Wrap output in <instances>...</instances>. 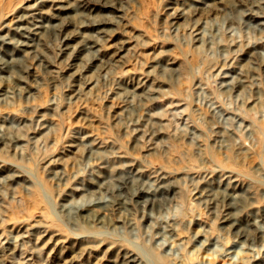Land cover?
I'll list each match as a JSON object with an SVG mask.
<instances>
[{
	"label": "rangeland",
	"instance_id": "obj_1",
	"mask_svg": "<svg viewBox=\"0 0 264 264\" xmlns=\"http://www.w3.org/2000/svg\"><path fill=\"white\" fill-rule=\"evenodd\" d=\"M2 1L0 17L20 11L26 2L12 0L4 8ZM64 2L76 7L75 22L62 27L55 21L59 28L37 40L39 56L22 59L24 68L5 75L8 98L0 101V122L7 121L8 133L5 139L0 136V164L6 169L0 172V236L15 239L19 230L37 223L72 236L59 213L65 197L96 179L100 164L121 168L127 162L119 156H124L147 169L151 178L141 185L151 186L156 171L166 173L170 191L162 207L132 209L131 222L121 230L136 233L128 239L146 248L153 264H264V234L261 240L253 232L255 242H245L223 227L224 206L214 207L198 197V188L224 167L241 173L259 200L257 206H262L258 208H264V0ZM41 9L56 11L51 5ZM179 12L184 14L174 20ZM93 23L106 26L108 34L94 32ZM196 25L204 27V41H195ZM89 38L99 40L94 53L78 58V52L67 48ZM0 50L2 57L5 49ZM172 61L178 64L174 72L167 68ZM224 75L232 89L225 88ZM136 83L143 92L129 91ZM159 85L163 93L149 95L148 89ZM126 106L129 111H123ZM149 116L160 122L152 123ZM154 129L161 136L155 138ZM78 132L105 141L100 155L77 141ZM222 138L228 139L227 149L219 147ZM12 172L41 182L45 198L37 195L32 182L12 184ZM49 207L54 212L49 213ZM257 215L244 212L239 220L245 225L256 217L264 229L263 213ZM32 236L27 243L18 240L17 257L1 253L0 262L23 264L35 242ZM50 256L26 264H55ZM146 259L140 264L151 263Z\"/></svg>",
	"mask_w": 264,
	"mask_h": 264
},
{
	"label": "bare ground",
	"instance_id": "obj_2",
	"mask_svg": "<svg viewBox=\"0 0 264 264\" xmlns=\"http://www.w3.org/2000/svg\"><path fill=\"white\" fill-rule=\"evenodd\" d=\"M5 1L6 3L3 4L4 8L6 4H9L10 2H12V0H9V1L5 0ZM25 1L26 2L25 4L23 3L24 6H22L20 11H15L11 14L7 13L5 14V16L3 14L2 17H0V49L2 50L5 49L4 52L2 53V57H0V101L1 100L4 101L3 99L8 98V91L4 88L5 85H3V83L6 82L5 75L6 74L10 75L12 73H15L18 70V66H21L20 67L21 69L24 68L23 63L21 62L22 59L26 60L27 57L28 58L34 57L36 59V57L39 56L38 55L39 48H38L37 40H39L41 37H43L45 34L49 33L50 31L56 30V27L59 28L58 26L59 21L61 22L62 27L69 26L71 23L75 22L74 21L75 18L73 14L77 13V9L76 7H73L70 4H66L64 0H36L37 3L34 2V4L29 3V0H25ZM45 5L53 6V8L56 11L54 13H52L53 12L52 11L51 12L52 14L43 12L41 7ZM3 10L4 9H0V15ZM183 14H184L183 12H179L176 15V17L173 19L177 20L179 17H182ZM65 19L66 20L68 19V21L65 22ZM55 21H58V23L56 24ZM108 24L109 23H106V25ZM93 26H94L93 27L94 32L96 31V33L101 34V37L102 35L108 34L109 30L106 28V26L104 27L103 25L96 24V23H93ZM203 28L199 27L198 25L195 26V29H194L195 41L201 42L203 40V34H202ZM17 35L19 39L15 40L13 37H16ZM89 40H90L89 42L88 41L82 42L73 47L70 45L69 46L67 45V48L68 49L72 48L73 50L78 52L79 54L78 53L76 54L78 58H80L82 54L86 52L87 53L93 52V50L99 44L98 43L99 40L98 42L91 41V38H89ZM126 50L128 49L126 48ZM97 51L98 50H96V52ZM122 56L124 55H121L120 57ZM110 57H112V54ZM93 58H94V61L98 60L96 59V56ZM176 65L178 64L175 61H172L167 64V68H169L171 72H174L176 70L175 69ZM75 72H78V70L74 71L72 76L76 75ZM223 78H224L223 81L225 82L224 83L225 88L227 89L231 87L233 88L230 78L227 75H224ZM92 83L93 82L89 81L88 82L89 86H92ZM238 83L242 84L243 81L240 79ZM126 90H129V89H126ZM142 90L144 89H142L141 84L138 83L136 86H133L132 89H130L129 91L132 93H139ZM148 90H149V95H156V94L163 93L162 87L160 85L155 88L150 87ZM128 107L129 106H126V108L124 107L123 111H127ZM148 119L154 124H158V122H160L159 119H157V117L154 118L153 116L152 117L149 116L147 120ZM2 120L0 122V136L3 139H5L8 133L6 132L8 130L6 126L7 121H4V120L2 121ZM41 126H43L42 127V131H43V129H45V126L44 125H41ZM153 136L157 138L161 135L159 131L155 130L153 131ZM76 139L81 144L87 143L89 147L88 151H90V153H93L95 155H100V153L103 151V148L105 147V141L97 140L92 135L78 132ZM136 141H137V138H136ZM227 141L228 139H225V138H222L221 140H219V147L223 149L225 148L227 149V146H226ZM155 149H156L155 146H150L149 148V150H155ZM119 158H120V161H123V162L125 161V163L126 162L127 163L124 164L121 168L113 167V165H110V164L106 165V163L100 164L98 167L99 169L96 174V179L92 178L93 181H89L88 184H85L82 187H75L74 189H72V191L69 192V194H67V196L65 197L64 203L60 205L59 213L63 215L64 217L63 220H65V222L70 227L72 236L70 235H69L70 237L63 236L59 231L52 230L51 228L47 227V225L45 226L41 223L40 225H38L37 223V226H32V227L30 226V228L25 227L19 230L18 233H16L17 236L15 235L16 240L12 239L11 236L10 238L8 237L3 238L1 234L0 254L8 253L10 257L12 256L14 258V256L19 252L18 251L19 249L17 250L18 240H20L21 242H24L27 238H29V236L33 235L34 237L33 236L32 237L35 238V242L31 244L32 246L30 248V252L26 251L27 253H30V254L27 255V257L23 259V262H22L23 264L28 263L33 258H38L40 259L41 262H43L44 255L46 254L52 255L50 257H52L53 262L55 264H82L83 262L87 264H99L103 261L105 262V264H140V262H142L143 258L145 257L148 259H151V263H152L153 260H152V257H150L149 251L146 248H144L142 245H140L139 243L135 241H131L130 240L131 238L128 239L129 236H133V235L135 238L136 233H132V232L129 233L127 230H125V232L121 230L124 227L123 225L125 223L131 222L132 209H140L141 211L146 212V211H152L155 209L159 210L162 207L163 197L167 195V192L169 190L168 186L165 185L167 182L166 173L156 171L157 175L155 174L156 176H154L155 180L153 181L151 180L152 181L151 186H145V184L141 185L140 183H142L144 180L146 179L150 180L151 178V176L148 175L147 173V169L146 168L144 169V167L141 166L142 164L140 165L133 161H127V158L124 156H119ZM229 161L234 163L235 157L231 155L229 157ZM219 169H220L219 170L220 174L217 177H215L212 180L210 179L209 181L206 180L207 182H205V185H203L200 188V190L198 188V194H199L198 197H200L204 201L208 200L210 204L214 205V207L219 204H221L222 207L224 206L226 213L223 215V219H221L223 220V224H224L223 227L233 230L234 233H236V235L240 239L244 240L245 242L254 243L255 234L254 236H252L251 233L255 232V233H258V235L260 234L259 239H261L262 235L264 234V229L257 224V220L255 219L256 217L252 218V220L245 225H243L240 222L239 217H240V214L244 212L247 213L248 211L250 213V216L257 215L258 212H262L263 213L262 220L264 222V208L261 210L258 208V207L261 208L262 206H257V203L259 202V200L257 199L255 193L251 191L252 189V188L250 189L251 185L245 183L241 179L242 175L240 172H238L237 170L227 169L224 167H220ZM5 171L6 169L4 168V166L0 164V172H5ZM17 173L18 174H16L15 172L14 174V172H12V175L9 178L12 181V184H13V181H16L18 183V180L19 182L21 180L24 183L32 182V184L35 187V191L37 195L40 194L41 196H43L44 193L47 194V191H45V189L42 186L43 184H41V182L31 181L29 177H23L21 176V174L19 175V172ZM53 173H55L56 178L59 177L61 174L58 171H54ZM149 180L148 182H150ZM12 190H14V188ZM261 196H262V199L264 200V193H262ZM42 198L44 199L45 197L43 196ZM53 209L54 208L49 207V210H48L49 213H52V211L54 212ZM114 214L116 215V220L113 217ZM33 229H36L34 233H33ZM119 230L122 232L123 235H118ZM12 231H14L13 228L9 230L8 233H11ZM126 241L130 242V244L132 245L130 246L124 245V242ZM22 253H20V255ZM1 259L3 260V257L0 258V261H2ZM148 259H146L145 262H147ZM41 262L37 264H43ZM156 262L154 261V264H157ZM0 263L2 264V262Z\"/></svg>",
	"mask_w": 264,
	"mask_h": 264
}]
</instances>
